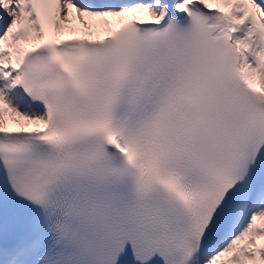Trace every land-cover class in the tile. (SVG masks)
I'll return each instance as SVG.
<instances>
[{
    "label": "snow or ice",
    "instance_id": "snow-or-ice-1",
    "mask_svg": "<svg viewBox=\"0 0 264 264\" xmlns=\"http://www.w3.org/2000/svg\"><path fill=\"white\" fill-rule=\"evenodd\" d=\"M0 264H264V0H0Z\"/></svg>",
    "mask_w": 264,
    "mask_h": 264
}]
</instances>
